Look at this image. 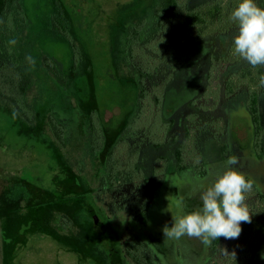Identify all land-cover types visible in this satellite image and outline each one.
I'll return each instance as SVG.
<instances>
[{
    "label": "rangeland",
    "instance_id": "1",
    "mask_svg": "<svg viewBox=\"0 0 264 264\" xmlns=\"http://www.w3.org/2000/svg\"><path fill=\"white\" fill-rule=\"evenodd\" d=\"M17 1L25 18L18 28L20 39L17 46L25 66V80L31 84L27 97L15 100L19 108L21 104L22 118L27 115L26 119L23 118L24 121L33 114L42 117L47 115L52 118L58 131L68 132L67 135L73 139L80 138V122L84 109L81 108L79 98H84L80 91L87 92V86L81 77H71V72L74 60L76 61L77 57L81 58L80 61L83 60L84 53H87L91 56L97 76L98 94L101 97L100 111L106 119L112 118L114 128L124 119L136 99L135 88L120 85L118 79L114 78L118 55L116 52H119L120 45L124 43L126 28L142 15L143 8L147 7V0H62L69 15L63 22L67 27L68 38L58 30V20H62V17H57L58 0ZM215 1L194 0L192 3H196L193 7H210L208 3L214 4ZM240 2L242 0H220V20L214 19L210 27V30L217 32L212 37L199 41L187 55L172 84L168 86L166 105L168 108L177 109L174 115V134L179 138L193 115L190 101L199 96V93H203L208 69L214 61L217 68L214 69L212 80L207 85L219 90L220 106L212 113L202 111L198 116L203 123L212 124L217 120L225 136L224 140L211 139L210 146L205 145L206 137L201 142V149H204L206 157L212 162L220 161L223 157L228 160L233 155L240 157L244 170L253 173L252 176L258 180L260 186H264V137L259 142L260 145H253L251 132L255 131V125L251 122L246 107L249 91H260L263 96L261 113L264 119V87L259 86L255 69L254 79L242 77L243 71L250 64L234 53V37L238 34V23L231 18V13ZM255 2L257 4L258 0ZM18 4L14 5L12 10L17 11ZM74 38L76 43L71 46ZM214 46V60H210ZM161 71L163 76L168 75V72ZM231 76H234V93L228 96L226 87ZM162 81L163 79L159 78V82ZM197 99H202V95ZM199 103L208 105L205 99L197 105ZM12 107L14 112L21 114L14 105ZM7 108H10L7 104H0V189L9 176L25 178L48 188L54 187L52 180L55 165L51 164L49 159L52 152L50 139L40 130V135H37L34 132L36 128L32 127L30 122L28 129L21 132L26 126L17 123V114ZM217 122L214 125L216 127ZM183 134L184 132L181 135ZM90 139V136L85 138L87 143ZM182 141L180 138L179 142ZM226 141L229 142L227 149L223 148ZM243 226L245 233L241 231L238 238L224 242L222 248H226L229 254H220L219 264H254L253 247L250 248L249 255L246 253L249 252L246 242L253 238V235L247 224L243 223ZM30 244L19 253L16 264H87L78 260L67 248L58 247L57 250L44 237H37ZM259 263L264 264L261 256Z\"/></svg>",
    "mask_w": 264,
    "mask_h": 264
},
{
    "label": "flooded vegetation",
    "instance_id": "2",
    "mask_svg": "<svg viewBox=\"0 0 264 264\" xmlns=\"http://www.w3.org/2000/svg\"><path fill=\"white\" fill-rule=\"evenodd\" d=\"M176 113L174 108L161 109L159 119V111L155 109L148 125L132 119L130 125L123 127L121 140L112 153L106 125L81 126L79 139L71 138L66 131H58L52 120V124L39 126L53 144L51 150L54 148L49 156L50 163L55 165L54 188L31 189L28 179L7 178L0 189V207L5 205L6 199V208L10 210L22 196L27 221L19 226L11 222L5 230L0 217V264H16L22 249L28 248L37 237L49 240L57 250L59 247L71 251L62 238L78 230L86 234L85 249L93 253L85 257L86 253L71 252L87 264H104L110 260H113L112 264H219L220 248L227 239L220 237L205 245L201 239L187 235L180 239H165L162 231L166 224L172 226V216L201 209V192L214 183L216 173L227 170L224 157L212 162L201 149V142L206 137H209L206 146L212 144L211 139L224 140L221 128L212 126L213 133L218 129L216 137L210 132L198 135L194 152L189 147V125L184 126V134L181 135L182 132L179 138L174 134ZM249 130L251 132L250 127ZM88 136L91 139L87 143L85 138ZM180 138L182 142H179ZM252 142L259 145L253 137ZM228 144L226 141L223 148L227 149ZM181 145L184 146L182 157L178 156ZM53 152L57 157L65 155L69 166L65 171ZM232 157L238 163L228 167L253 182L252 190L245 193L251 215V223L245 224L253 235L246 242L249 245L246 253L249 255L253 247V262L260 264L264 248V186H260L253 173L244 170L240 157ZM68 170L84 182L80 191H64ZM21 181L27 187L16 186ZM64 193L72 205L68 206V211L62 209ZM33 195L49 196L51 209L47 210L46 203L37 205L39 199L32 200ZM32 207L36 208L30 215ZM243 223L241 228L245 233Z\"/></svg>",
    "mask_w": 264,
    "mask_h": 264
},
{
    "label": "trees",
    "instance_id": "3",
    "mask_svg": "<svg viewBox=\"0 0 264 264\" xmlns=\"http://www.w3.org/2000/svg\"><path fill=\"white\" fill-rule=\"evenodd\" d=\"M192 1L194 0H147L145 2L147 3V7L143 8L142 15L139 18L134 19L135 22L126 28V37L125 40L123 39L124 43L122 42L123 44L120 45L119 52H116L118 55L116 56V67L114 70L116 74L114 78L118 79L117 81L120 85L135 88L136 99L129 112L126 113L127 115L125 114L126 117L116 124L114 128L112 127V118L108 120L105 119L103 116L104 114L100 111L101 97L98 94L99 85L97 83V76L95 75L96 73L91 56L84 53V59L81 60L83 62L80 67L78 65L81 62V58L77 57L76 61L74 60L71 77H81V79L86 81L87 86V89L85 90L87 92L80 91L82 96H84V98H79L81 108L84 109V113L81 115L80 125H106L109 128L108 142L111 153L121 140V135L124 132L123 127L130 125L132 119H137V122L140 121L139 123L148 125L151 123L152 112L155 109L159 111L158 118L161 119V109L168 108L166 105V91L168 90V86L172 84V80L186 61L187 55L193 50L194 46L199 41L207 37H212V35L217 32L214 29L210 30V27L211 24L214 23V19L220 20V0H216L214 4L208 3L211 5L210 7L208 6L209 8L206 7V5L193 7L196 3L193 4ZM17 4V0H0V104H7V106L11 108H7V110H10L11 112H14L12 110V105H14L15 108H17V111L21 112V114L14 112L17 114V123L26 126L21 132L28 129V123L30 122L31 126L36 128V131L34 132L37 135H40L41 130L38 129V127L52 124V118L47 115L42 117L39 114H33L31 115L32 118L29 116L28 120L24 121L27 115L23 117L24 119L22 118L23 113L21 104H19V108L17 104L18 102L15 101L17 98L25 99L31 91V84L25 80L27 78L25 76V66L23 65L21 52L17 46L18 40L20 39V36H18L20 33H18V28L25 20L24 14L22 13L23 9L20 4H18V8L20 9L17 8V11L12 10L14 5ZM141 4L143 3H140V5ZM57 6L58 18L62 17L61 21L58 20V30L63 32L68 38L66 32L67 27L63 24L65 18L69 16L68 11L62 0L57 1ZM257 6L264 8V0H258ZM12 13H16V15L12 16ZM11 40H15L16 43L10 44L9 41ZM74 43H76L75 38L71 46H74ZM215 52L216 49L214 46L209 56L210 60H214L213 56L215 55ZM213 62L214 61H212V65L208 69L206 77V86L208 90L205 86L203 93H199L202 95V99H197L200 97L199 95L190 101L191 108H193L194 111L192 113L193 115L189 118L187 125L190 126L189 147L191 151L194 152L197 149L198 135L208 134L210 132L212 136L216 137L215 132L218 131L217 129L213 133L214 130L211 129L212 125L214 126L217 120L212 122V124L206 122L203 123L198 116L202 111L212 113L220 106L219 90L209 88V85H207L212 80L214 69L217 68L216 63L214 64ZM254 69L257 71L255 77L259 78L261 74H264V66L253 67L250 65L243 71L242 77H250L254 79ZM161 70H164L165 73L168 72V75L163 76ZM159 78H162L163 81L159 82ZM233 78L234 76H231L227 81L226 94L228 96H231L234 93L232 91L234 82ZM204 99L208 101V105L202 103L197 105L198 102ZM262 99L263 96L258 90H250L246 99V107L250 113L251 122L255 125V131L251 134L253 140L258 143L264 137V119L261 113ZM149 111L151 114L148 113ZM159 123H161V121H159ZM217 125L218 127L220 126L219 123ZM37 130L40 131L37 133ZM52 145L53 144L51 143L50 146L52 147ZM183 147L184 146L181 145L178 149V156L180 157H182ZM52 150H54V148H52ZM53 155L57 157L54 152ZM57 159L62 162L61 165L65 171V169L69 167L65 155H59ZM83 183L84 182L78 175L68 170L67 178L64 179L63 183V187L65 188L64 191H71V189L80 191ZM52 184H55L54 180H52ZM16 186H20L21 188L27 187L22 181L17 182ZM29 187L31 189H49L48 187L35 184L32 181L30 182ZM65 197V193L62 194V209L68 211V206L72 205L71 201L65 199ZM35 198L39 199L36 201L37 205L39 204L43 206L46 203L48 207L47 210L51 209L49 207L50 203L48 202L50 201L49 196L40 195L37 197L33 195L32 200H35ZM4 204V206L2 205V207H0V217L3 219L0 220L4 221L5 230L11 222L16 226H19L23 224V221H27V218L24 217L22 196L18 198L12 208H9L10 210L6 208L8 205L6 199H4ZM35 208L36 207H32L30 215L33 214ZM62 239V241L71 248V251L79 254L86 253L85 257L92 256L93 252L85 249L87 238L82 230H78L69 235H64ZM95 257L96 260H99L96 255ZM99 262L103 263L102 260ZM112 262L113 260H110L104 264H112Z\"/></svg>",
    "mask_w": 264,
    "mask_h": 264
},
{
    "label": "clouds",
    "instance_id": "4",
    "mask_svg": "<svg viewBox=\"0 0 264 264\" xmlns=\"http://www.w3.org/2000/svg\"><path fill=\"white\" fill-rule=\"evenodd\" d=\"M231 18L238 23L234 53L253 67L264 66V8L258 7L255 0H242L232 11ZM9 43L15 44L16 41ZM259 86L264 87V74L259 76ZM237 163L236 158H229L227 170L216 173L214 183L201 192V209L172 216V226L166 224L162 229L165 239H180L187 235L210 245L220 237L231 240L240 236L241 223H251L245 193L252 190L253 182L228 167ZM220 251L222 255L229 254L226 248H220ZM261 259H264V253Z\"/></svg>",
    "mask_w": 264,
    "mask_h": 264
}]
</instances>
